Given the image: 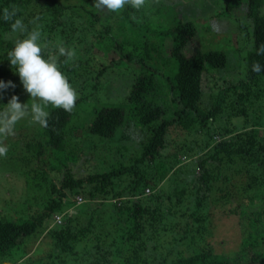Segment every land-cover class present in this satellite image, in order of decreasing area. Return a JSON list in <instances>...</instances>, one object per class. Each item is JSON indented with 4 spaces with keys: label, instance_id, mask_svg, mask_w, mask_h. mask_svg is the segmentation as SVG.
Here are the masks:
<instances>
[{
    "label": "trees",
    "instance_id": "trees-1",
    "mask_svg": "<svg viewBox=\"0 0 264 264\" xmlns=\"http://www.w3.org/2000/svg\"><path fill=\"white\" fill-rule=\"evenodd\" d=\"M223 1L227 11L246 8L250 20L240 25L249 46L245 73L236 79L220 71L226 51L195 44L200 29L180 4L170 5L172 20L163 16L166 4L151 8L154 0L112 14L94 0H0V80L12 82L0 89V128H7L0 132L7 149L0 171L21 172L7 188L21 185L29 204L32 189L48 186L35 213L0 211V264L22 262L44 232L49 243L21 264H264V0ZM5 8L16 16L2 19ZM152 15L170 26L159 29ZM16 18L25 32L12 30ZM29 30L41 33L45 56L57 55L58 45L73 52L57 61L73 86L86 74L76 106L99 94L108 68L123 60L134 65L124 104H103L86 125L74 123L75 108L48 104L47 125L32 121L29 110L40 100L26 91L7 54ZM256 63L260 72L252 70ZM88 86L92 93L83 94ZM13 97L29 105L25 128L10 119ZM131 124L146 138L127 156L126 145L113 142L126 138ZM91 142H110V164L84 166L79 153ZM182 156L189 157L185 165ZM81 167L86 173H77Z\"/></svg>",
    "mask_w": 264,
    "mask_h": 264
},
{
    "label": "rangeland",
    "instance_id": "rangeland-1",
    "mask_svg": "<svg viewBox=\"0 0 264 264\" xmlns=\"http://www.w3.org/2000/svg\"><path fill=\"white\" fill-rule=\"evenodd\" d=\"M69 1V0H65ZM79 2V0H70ZM85 0H82V2ZM159 4H166L164 5L166 10L163 16L166 15L168 19L174 20L176 16H174V12L171 10L170 5H176L180 4L181 12L182 14H185L186 17L194 19L198 27L200 29V35L198 34V40L197 43H195L198 47L202 49H208V48H216V49H222L227 52L229 62L227 66L224 69H221V73L227 76H232L233 78H239L242 77L245 73V61H246V52L247 47H244V43L249 46L245 42L246 32L241 30V24L244 23V19L247 22H250L248 17L246 16V8L239 7L235 8L234 10L227 11L225 9V4L223 0H154V5L151 8L155 9ZM107 14H110L111 11L107 9H103ZM263 13H264V7H263ZM112 14V13H111ZM151 21H154L153 23L157 24L159 29L160 27H168L171 24L170 20L161 19L155 15H152ZM29 32H31L29 30ZM10 36V34H8ZM196 37V38H197ZM25 38V36H19L18 39L21 40ZM196 45H193L192 48ZM114 54V56H113ZM111 53L109 57L113 56V59L119 60V55L116 53ZM104 63H106V59L100 58ZM100 65V64H99ZM116 65V64H115ZM129 66V68L127 67ZM131 67H135L134 65L126 62L125 60L121 61L119 65L115 66L114 68H108L107 71L101 76L100 78V88H99V94L92 93L91 86L85 87V89H82L83 94H91L90 97L87 100L82 101L78 106L75 107V114H74V123L79 124H88L91 119V115L96 111V108L102 106L103 104H124L126 95L124 92L127 93L128 89L125 86L126 82L128 83L132 77H134L133 69ZM80 76H77L76 79H78V83H76L73 87L77 88L80 87L79 83L82 82V80L86 77V74H83ZM207 80V79H206ZM91 83H93V80H91ZM206 83L211 84V89H215V85L213 81L210 79L206 81ZM221 83V81H220ZM207 90H210V88L207 86ZM207 97V94L205 95ZM36 99V98H35ZM206 99V98H205ZM19 100V99H18ZM207 100V99H206ZM205 102V101H204ZM37 104H40L41 107H45L46 105L43 104V102H35ZM27 110L29 109V105L23 104ZM30 113L31 109L29 110ZM29 115L28 112L22 117L15 121V124L17 128L18 126H22L25 128L26 126V116ZM11 119V114H10ZM9 119V120H10ZM32 121H35L33 119V115H31L30 118ZM239 119H235L236 123H238ZM241 121V120H240ZM35 123H37L35 121ZM241 123V122H240ZM239 126H242L241 124ZM22 128V129H23ZM126 132L129 134L124 139H119L114 137V139H117V142H113V144H122L126 145V148H122V150L127 149V156H133V154H137L142 148L143 141L146 138V132L141 129L140 127L134 126L131 124L127 129ZM79 133L81 134V129L77 128L75 131V134ZM177 132L175 136L178 135ZM173 136V138L175 137ZM180 137L177 136V139ZM184 140V139H182ZM181 140V141H182ZM180 141V142H181ZM0 139V144L3 146H6L5 142H2ZM95 142V141H94ZM174 143L172 142V145ZM91 148L86 147L85 153L80 152L79 155L81 158L79 160H84V166L90 167L94 166L96 167L99 163H105L110 164L111 160H107L110 158H106L107 153L111 150V144L110 142H102L100 144H96L94 146L92 142L90 143ZM174 146V145H173ZM77 149V148H76ZM113 151H117V149H113ZM79 152V151H77ZM128 158V157H126ZM4 160V156L0 157V163ZM182 161L179 163L184 164L186 161L189 160L188 156H182ZM81 163V161L79 162ZM182 164V165H183ZM178 165V166H179ZM185 165V164H184ZM7 167V166H6ZM14 171L11 172H5L0 171V190L6 189L4 193H0V211L2 213H7L10 211V214L15 215L16 217L21 214H28V212H34L38 209H41L43 207V204H41V199L45 198L46 192L48 189L47 184H44L43 187H37V189L33 190V193L31 192V196L29 200H31V204L28 203V200H26V191L22 190L21 185L20 186H14V188H7L9 181H14L16 176L18 174H21L20 171H16V167H13ZM3 172L4 175L1 173ZM86 173L85 169L81 167L80 170L77 171L78 174ZM56 174V172L51 173ZM54 176V175H53ZM61 176V175H60ZM55 177V176H54ZM17 179L20 181V177L17 176ZM55 179L58 181L59 178L55 177ZM8 181V183H6ZM56 181V182H57ZM190 182H193L191 179ZM59 185V182H57ZM10 186H12L10 184ZM47 186V187H46ZM36 194V197L32 194ZM45 195V196H44ZM34 200H39V204L35 203ZM25 201V202H24ZM4 207L9 210H4ZM73 209V205L70 206ZM59 217L62 219V215H59ZM52 224V223H51ZM54 226V224H52ZM234 227H231V230L233 231ZM46 232L43 233L41 236V242L39 245H37L40 241L38 240V243H32L29 245L30 252L23 258L20 259L19 264L23 262H27L29 258H26L34 249L36 250L35 254L38 252L39 247L42 245H47L49 243V239L47 236H44ZM26 258V259H25Z\"/></svg>",
    "mask_w": 264,
    "mask_h": 264
},
{
    "label": "clouds",
    "instance_id": "clouds-1",
    "mask_svg": "<svg viewBox=\"0 0 264 264\" xmlns=\"http://www.w3.org/2000/svg\"><path fill=\"white\" fill-rule=\"evenodd\" d=\"M126 5L140 10L145 5V0H94V7L97 9H107L113 12H119ZM16 16V9L3 10L2 19L11 20ZM13 31L25 32L26 26L20 18H16L11 24ZM43 45L41 43V33L33 30L28 35L18 40L15 46L7 53L11 65L19 74L20 80L31 97L39 98L45 105H52L56 108H63L67 112H72L76 106L78 93L69 82L68 77L62 73L58 65L57 56H64L71 59L73 52L64 46H57V55L43 54ZM264 53V46L259 49ZM255 72L261 71V65L256 63L252 66ZM12 84L11 81L5 84L0 80V89ZM8 105V111L11 114V121L22 118L27 109L13 97ZM33 119L42 126L47 125L48 113L44 111L40 104H33L31 107ZM9 121V123H11ZM7 131V128H0V132ZM6 146L0 145V156L6 154Z\"/></svg>",
    "mask_w": 264,
    "mask_h": 264
},
{
    "label": "built area",
    "instance_id": "built-area-1",
    "mask_svg": "<svg viewBox=\"0 0 264 264\" xmlns=\"http://www.w3.org/2000/svg\"><path fill=\"white\" fill-rule=\"evenodd\" d=\"M57 220H58V221H60V220H61V218H60L59 216H57Z\"/></svg>",
    "mask_w": 264,
    "mask_h": 264
}]
</instances>
